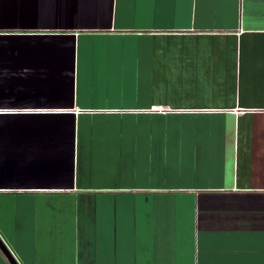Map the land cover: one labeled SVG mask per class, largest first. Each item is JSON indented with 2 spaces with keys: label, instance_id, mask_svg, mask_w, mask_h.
Returning a JSON list of instances; mask_svg holds the SVG:
<instances>
[{
  "label": "crops",
  "instance_id": "1",
  "mask_svg": "<svg viewBox=\"0 0 264 264\" xmlns=\"http://www.w3.org/2000/svg\"><path fill=\"white\" fill-rule=\"evenodd\" d=\"M0 206L19 264H264V0H0Z\"/></svg>",
  "mask_w": 264,
  "mask_h": 264
},
{
  "label": "water",
  "instance_id": "2",
  "mask_svg": "<svg viewBox=\"0 0 264 264\" xmlns=\"http://www.w3.org/2000/svg\"><path fill=\"white\" fill-rule=\"evenodd\" d=\"M0 249L3 252V254L6 256V258L9 260L10 264H19L13 252L10 250V248L7 246L5 241L1 238V236H0Z\"/></svg>",
  "mask_w": 264,
  "mask_h": 264
},
{
  "label": "rangeland",
  "instance_id": "3",
  "mask_svg": "<svg viewBox=\"0 0 264 264\" xmlns=\"http://www.w3.org/2000/svg\"><path fill=\"white\" fill-rule=\"evenodd\" d=\"M4 208L5 207H1L0 206V225H1V227L3 226V227H5L7 229V225H8V219L7 218H9V217L4 216L5 215L4 213H6L3 210Z\"/></svg>",
  "mask_w": 264,
  "mask_h": 264
},
{
  "label": "built area",
  "instance_id": "4",
  "mask_svg": "<svg viewBox=\"0 0 264 264\" xmlns=\"http://www.w3.org/2000/svg\"><path fill=\"white\" fill-rule=\"evenodd\" d=\"M152 110H153V111H158V110H161V108L158 107V106H153Z\"/></svg>",
  "mask_w": 264,
  "mask_h": 264
}]
</instances>
